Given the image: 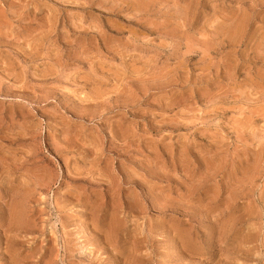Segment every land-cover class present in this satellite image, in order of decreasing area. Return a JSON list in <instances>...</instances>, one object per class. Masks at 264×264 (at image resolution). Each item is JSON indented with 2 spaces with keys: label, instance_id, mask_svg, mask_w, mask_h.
<instances>
[{
  "label": "rangeland",
  "instance_id": "obj_1",
  "mask_svg": "<svg viewBox=\"0 0 264 264\" xmlns=\"http://www.w3.org/2000/svg\"><path fill=\"white\" fill-rule=\"evenodd\" d=\"M0 264H264V0H0Z\"/></svg>",
  "mask_w": 264,
  "mask_h": 264
}]
</instances>
